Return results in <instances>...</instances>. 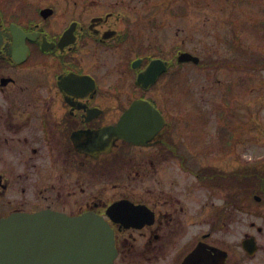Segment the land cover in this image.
I'll return each mask as SVG.
<instances>
[{
	"label": "flooded vegetation",
	"instance_id": "flooded-vegetation-1",
	"mask_svg": "<svg viewBox=\"0 0 264 264\" xmlns=\"http://www.w3.org/2000/svg\"><path fill=\"white\" fill-rule=\"evenodd\" d=\"M190 4L0 0V219L96 216L111 264H264V158L228 201V84L218 106L216 59L172 29Z\"/></svg>",
	"mask_w": 264,
	"mask_h": 264
},
{
	"label": "rangeland",
	"instance_id": "rangeland-1",
	"mask_svg": "<svg viewBox=\"0 0 264 264\" xmlns=\"http://www.w3.org/2000/svg\"><path fill=\"white\" fill-rule=\"evenodd\" d=\"M207 1L217 2L216 7ZM221 1L201 0V5L190 4L184 18L172 29L177 25L183 27L186 47L206 51L216 59L214 79L218 106L228 84V172L232 173L249 165L247 162H260L264 158V53L259 49L262 42L256 31V22L261 17L259 11L253 10L257 18L248 16L242 20L246 0ZM247 10L253 14L250 8ZM230 18L236 22L235 26ZM252 20L255 24L250 23ZM233 29L234 35L238 34L236 38L231 36ZM242 31L246 33L241 34ZM260 63H263L261 67ZM204 74L205 71L200 77H205ZM228 180L232 181L228 184V201L231 193L257 189L258 182L251 178L236 174ZM216 200L218 204L222 201L219 197Z\"/></svg>",
	"mask_w": 264,
	"mask_h": 264
},
{
	"label": "water",
	"instance_id": "water-1",
	"mask_svg": "<svg viewBox=\"0 0 264 264\" xmlns=\"http://www.w3.org/2000/svg\"><path fill=\"white\" fill-rule=\"evenodd\" d=\"M181 58L199 60L189 52ZM100 223L90 214L72 217L49 211L2 218L0 264H111L116 253L113 233Z\"/></svg>",
	"mask_w": 264,
	"mask_h": 264
},
{
	"label": "trees",
	"instance_id": "trees-1",
	"mask_svg": "<svg viewBox=\"0 0 264 264\" xmlns=\"http://www.w3.org/2000/svg\"><path fill=\"white\" fill-rule=\"evenodd\" d=\"M237 174V171H234V172H232V173H229L228 174V179H230L232 176H234L235 177V175ZM230 177V178H229ZM232 181H230V180H228V184H230Z\"/></svg>",
	"mask_w": 264,
	"mask_h": 264
}]
</instances>
